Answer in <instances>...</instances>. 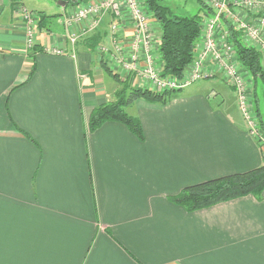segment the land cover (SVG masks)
Here are the masks:
<instances>
[{"label":"crops","instance_id":"obj_1","mask_svg":"<svg viewBox=\"0 0 264 264\" xmlns=\"http://www.w3.org/2000/svg\"><path fill=\"white\" fill-rule=\"evenodd\" d=\"M58 4L52 14L42 10L56 16L37 26L35 50L26 47L23 1L0 0V264H264V191L192 212L170 199L188 185L264 163L224 73L215 67L213 85L195 81L166 103L135 100L126 111L140 121L144 140L120 121L92 130L93 110L125 84L156 89L142 70L148 61L162 73L161 27L139 0L150 47L133 60L137 28L128 5L122 18L107 12L88 30L68 24L86 3ZM259 13L252 12L255 21ZM202 48L201 32L194 58ZM256 86L248 92L263 126Z\"/></svg>","mask_w":264,"mask_h":264},{"label":"trees","instance_id":"obj_2","mask_svg":"<svg viewBox=\"0 0 264 264\" xmlns=\"http://www.w3.org/2000/svg\"><path fill=\"white\" fill-rule=\"evenodd\" d=\"M59 1H67L68 4L75 5L83 2L87 3L89 0ZM203 4L208 7L205 3ZM146 6L156 17L161 27L159 53L163 67L162 76L165 78L172 77L180 81L184 78L188 66L194 61L197 42L202 32L203 16L198 14L192 16L177 15L168 4L164 3V0H146ZM32 12L34 13V11ZM38 15H40L38 26H44L46 19L56 16V14L47 15L44 11L39 12ZM230 32L240 64L252 75L254 82H257L258 78L261 80L264 91V65L260 52L254 47L246 45L241 33L235 30L233 26L230 28ZM40 46L35 44L32 49L36 50ZM35 69L36 63L34 62L30 69V77ZM109 73L113 75L111 70H109ZM114 76L117 77L116 74ZM175 91H178V89L159 91L125 84L114 102L101 104L93 110L90 117V129L94 130L106 121H120L126 124L138 138L144 140L145 135L140 121L128 113L126 108L140 98L166 103ZM257 112L259 118V109ZM26 135L34 141L31 135L28 133ZM263 191L264 163L244 172L188 185L178 194L171 196L170 199L185 210L192 212L249 194L259 196Z\"/></svg>","mask_w":264,"mask_h":264},{"label":"built area","instance_id":"obj_3","mask_svg":"<svg viewBox=\"0 0 264 264\" xmlns=\"http://www.w3.org/2000/svg\"><path fill=\"white\" fill-rule=\"evenodd\" d=\"M205 3L211 13L202 17V36L203 48L194 62L191 64L190 73L182 80L178 81L174 78H165L162 73L153 69L147 61L146 70H142V75L146 79L152 80L156 90L165 89H181L195 81L208 78L213 75L215 69L205 67L211 64L214 68H220L224 73L227 82L234 87L237 92L240 107L246 119L250 123L251 134L264 144V131L260 128L257 120L251 117L252 104L250 102V94L248 92L247 82L242 73L243 66L240 64L238 55L231 38L230 30L221 28L224 19L229 20L235 30L243 34L246 42H253L260 48V52L264 55V0H201ZM128 5L130 15L135 21L137 33L132 41V47L135 50L133 60H136L138 51L142 48L150 47V36L148 31V21L143 13L139 0H91L89 3L79 7L73 18L68 21L71 25L73 22H84L88 30H94L101 23L103 16L109 12L116 18H122V6ZM243 8L245 15L242 16L241 11L231 10L230 5ZM23 18L26 21V47L32 48L35 45V30L38 26L39 17L36 13L28 11L24 6L20 7ZM258 11V20L252 18V12ZM258 22V23H256ZM119 22H114L112 32L116 33L119 28ZM77 38H71V43L76 44ZM116 42V41H115ZM250 44V43H249ZM251 45V44H250ZM57 54H64V49H54ZM100 52L107 53L105 48ZM195 57V56H194ZM150 61V59H148ZM126 70H133L134 64L131 61L121 60ZM189 67V66H188ZM187 71V69H186Z\"/></svg>","mask_w":264,"mask_h":264},{"label":"rangeland","instance_id":"obj_4","mask_svg":"<svg viewBox=\"0 0 264 264\" xmlns=\"http://www.w3.org/2000/svg\"><path fill=\"white\" fill-rule=\"evenodd\" d=\"M24 3V6L26 7V9L30 12V11H46L47 14H52L55 11L60 9V1L59 0H21ZM164 3L168 4L170 6V8L174 11L175 14L177 15H181V16H192V15H204L207 13V7L200 1V0H164ZM69 6H71V4H69ZM54 8V9H53ZM204 13V14H203ZM207 68H213L214 66H212L211 64H208L206 66ZM243 73V72H242ZM244 74V73H243ZM245 75V74H244ZM212 78V77H211ZM246 79L250 80V83L248 84V87H253L254 85V80L252 78L251 74H247L246 75ZM208 78L204 79L201 83L206 81V85L210 86L213 85L216 80H210L207 81ZM201 83H196L193 84L194 85H198ZM125 87L122 86L120 89H118V91H116L115 95H114V100L112 101H108L109 102H114L117 98H118V93ZM174 89H178V88H174ZM173 89V90H174ZM181 91V90H179ZM178 91V92H179ZM256 91H257V95L259 98V102H261V107H262V112L264 114V91H263V85L261 80L258 78L257 79V86H256ZM251 99L253 100L254 104L252 105V110H251V117L254 120H257V122L260 125V128L263 129L264 131V127L261 126L260 121L258 120V108L255 102V96L253 94H250ZM264 153V144L262 143V141H259Z\"/></svg>","mask_w":264,"mask_h":264},{"label":"water","instance_id":"obj_5","mask_svg":"<svg viewBox=\"0 0 264 264\" xmlns=\"http://www.w3.org/2000/svg\"><path fill=\"white\" fill-rule=\"evenodd\" d=\"M73 2H76V0H72ZM65 4H67L68 2L67 1H64Z\"/></svg>","mask_w":264,"mask_h":264},{"label":"bare ground","instance_id":"obj_6","mask_svg":"<svg viewBox=\"0 0 264 264\" xmlns=\"http://www.w3.org/2000/svg\"><path fill=\"white\" fill-rule=\"evenodd\" d=\"M193 62H194V61H193ZM193 62H192V63H193ZM192 63H191V64H192ZM191 64H190V65H191ZM190 65H189V66H190ZM207 65H208V64H207ZM207 65H206V66H207ZM206 66H205V67H206Z\"/></svg>","mask_w":264,"mask_h":264}]
</instances>
